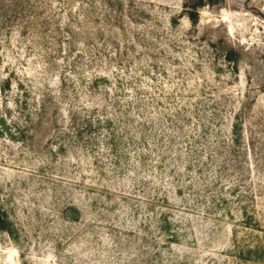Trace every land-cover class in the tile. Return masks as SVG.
Wrapping results in <instances>:
<instances>
[{
  "label": "rangeland",
  "instance_id": "1",
  "mask_svg": "<svg viewBox=\"0 0 264 264\" xmlns=\"http://www.w3.org/2000/svg\"><path fill=\"white\" fill-rule=\"evenodd\" d=\"M0 264H264V0H0Z\"/></svg>",
  "mask_w": 264,
  "mask_h": 264
}]
</instances>
